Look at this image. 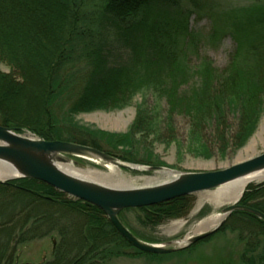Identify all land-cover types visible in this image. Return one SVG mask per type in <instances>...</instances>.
<instances>
[{"label":"trees","instance_id":"obj_1","mask_svg":"<svg viewBox=\"0 0 264 264\" xmlns=\"http://www.w3.org/2000/svg\"><path fill=\"white\" fill-rule=\"evenodd\" d=\"M208 2L213 5V1ZM208 2L0 0V61L11 69L9 73L0 72V105L8 108L11 95L26 86L39 88L35 92L38 98L29 108L25 106V111L5 109L8 114L0 116V125L26 127L45 140L64 139L62 129L70 124L71 116L122 109L139 93L150 91L164 101V114L157 116V121L141 108L125 134L79 128L80 133L75 130L77 136L64 140L89 145L126 161L136 135L145 138V133L162 126L174 133L175 117L184 119L189 132L196 134L198 129L223 124L230 107L240 117L237 132L227 138L225 145L230 139L231 146L240 143L246 137L247 126L250 128L255 120L258 96L264 90V51L261 53L259 45L251 43L245 58H233L221 72L212 67L200 49L219 43L218 29L212 26L206 33L190 25L192 16H208L212 10ZM242 9L248 17L244 22L235 18L239 9L222 16L224 22H234L229 34L236 49L243 47L236 33L251 31L257 25L264 32V1ZM118 47L125 52L115 54ZM230 100L235 104L230 105ZM56 108L62 111L60 117ZM99 142L110 149H102ZM189 197L137 209L144 214L143 223L154 225L180 215ZM239 203L264 214V184L246 188ZM70 212L83 217L84 224L72 229ZM57 215L68 224L57 229ZM230 217L234 223L248 222L258 229H251L252 234L245 227L236 228L243 243L238 263L264 264L263 220L239 210ZM55 231L60 242L51 259L41 264H104L114 257L131 255L122 251L126 248L134 249L135 254L158 255L133 248L100 209L44 182L18 178L0 183V264H13L17 245L26 238Z\"/></svg>","mask_w":264,"mask_h":264},{"label":"rangeland","instance_id":"obj_2","mask_svg":"<svg viewBox=\"0 0 264 264\" xmlns=\"http://www.w3.org/2000/svg\"><path fill=\"white\" fill-rule=\"evenodd\" d=\"M211 1H213V5L207 0L208 5L212 6V10L208 13V16L202 18L192 16L190 25L206 33L212 26H214L215 31L218 29L219 43L214 46H206L200 49V53L210 60L212 67L221 72L227 68L233 58H245V54L248 52L247 46L251 43L259 45L261 53L264 51V32H260L262 28L261 25L253 27L251 31L243 29L241 33H236V36L239 37L238 39L243 46L242 48L236 49V45L229 34V32H231L230 29H234V22L231 21V19H227V21L224 22L222 19L224 12L227 13L229 10L239 9L235 11V18H238L240 22H244L248 17L242 7L264 0ZM123 52H125V49L118 47L115 54ZM10 71V67L0 61V72L9 73ZM38 90L39 88H35V86L33 89L32 87L26 86L24 90H19L16 94H12L8 108L4 105H0V116L2 118L7 117L8 111L15 110L13 107L25 111V106L29 108L31 102L34 103V98H38V95L35 93L38 92ZM257 101L259 108L255 114V120L252 126L250 128L247 126L246 137L234 146H231L229 143L232 141L231 139L229 142L227 141L228 144L225 145L227 138L229 140L230 136L232 134L234 136V133L238 130V115L236 114V109L232 110V108L229 107L230 110L228 109L227 111L226 120L223 124H219L220 126L214 127L213 125L208 128L206 127V129H198V132L193 134L189 132L188 123L185 122L184 119L175 117L173 121L174 133L173 131L171 132V130H166L165 127L162 126L158 131L145 133V138L136 135V142H133L131 153L127 154L128 160L124 161L115 156L113 157L127 164L138 166H162L177 172H208L227 168L264 152V90L258 96ZM232 102L234 101H229L230 105L235 104ZM141 108L146 115L150 116L155 122L159 119L157 116L160 117L164 114L165 106L164 101L161 98H157L154 94H151L150 91L141 92L133 98L129 105L122 109L80 112L71 116L68 120L70 124L64 126L61 137L65 139L67 137L77 136L78 134L76 135L75 130L80 133L79 128L90 131H102L110 134H125L129 132V127L134 122ZM56 113L58 117H60L62 113L61 109L56 108ZM238 117H240V115ZM7 127L16 129L17 133L22 136L40 138L26 127ZM98 144L102 149H110L104 142H99ZM202 148L206 150L202 151ZM56 163L63 166V168H65L67 164H72V166L78 169H90L103 173L108 172L107 168L102 166L106 164V162L101 160L96 161L77 157H67L66 162L57 161ZM106 165L107 167L109 166L108 164ZM112 167L116 168L124 175L131 186H144L150 182L156 181L155 179L164 177L150 171H135L117 168L115 166ZM260 184H264V180L248 184L244 191L249 186ZM217 189L190 195L182 206L183 209L181 208L182 211L180 215L171 217L158 224L152 225L143 223L142 219L144 214L137 208L124 210L119 217L123 224L138 239L150 244H163L167 241L177 240L187 234H191L192 228L197 222L212 213L222 212V209L229 205V203L215 205L210 200V195ZM9 206L8 204L5 208H9ZM70 213V218L73 220L70 223L72 229H77L84 224L83 217L72 214V212ZM230 218L229 215L227 219L207 237L169 254L156 256L135 254L134 249L126 248L122 251H126L131 255L114 257L104 264H239L238 260L243 249V243L237 237L236 228L240 227L241 229L245 227L248 233H252L250 231L251 229H253L254 232L258 229L248 222L246 225L234 223ZM57 219V229L62 225L68 224L64 217L57 215ZM18 221L19 220L16 222ZM14 226L17 227L18 224L14 222ZM74 234H76V232H74ZM66 236L69 237V235ZM59 242L60 236L56 231L39 238H26L22 243L17 245L13 264H41L44 261H49ZM75 243L77 244L78 242Z\"/></svg>","mask_w":264,"mask_h":264},{"label":"water","instance_id":"obj_3","mask_svg":"<svg viewBox=\"0 0 264 264\" xmlns=\"http://www.w3.org/2000/svg\"><path fill=\"white\" fill-rule=\"evenodd\" d=\"M67 157L101 160L117 168L150 171L166 180L150 182L144 186H112L99 184L68 173L56 162H66ZM0 164L14 173L7 183L18 178L39 180L66 194L100 209L118 234L133 248L151 254H169L197 242L215 231L236 210L256 215L264 222V214L250 206L239 204L240 196L222 209L223 218L208 231L192 235L185 244L177 240L163 244H150L138 239L121 221L119 214L128 208H141L160 204L172 199L217 189L233 180L264 171V152L227 168L208 172H177L162 166H138L120 162L115 157L96 148L66 140H45L26 137L16 129L0 125ZM78 164V163H75ZM103 164L105 168L107 165ZM68 165V164H67ZM72 165V164H71Z\"/></svg>","mask_w":264,"mask_h":264},{"label":"bare ground","instance_id":"obj_4","mask_svg":"<svg viewBox=\"0 0 264 264\" xmlns=\"http://www.w3.org/2000/svg\"><path fill=\"white\" fill-rule=\"evenodd\" d=\"M65 169L68 170V173L81 177L83 179L96 182L99 184L111 183L112 186H123L130 185L128 180L122 175L116 168L112 166H108L107 173L99 172L96 170L90 169H78L72 166L71 164L65 165ZM14 177V173L8 168V166L0 164V179H11ZM158 180H166L165 177ZM264 180V171L251 174L245 177L238 178L233 180L221 187H219L216 191H214L210 195V200L215 204L219 205L221 203H229L231 204L235 201L241 194V192L245 189V187L254 182H260ZM222 212L212 213L201 221L197 222L192 228L191 234H187L178 241V244L183 245L187 242V240L192 236L199 234L204 231L211 230L215 228L221 219L223 218Z\"/></svg>","mask_w":264,"mask_h":264}]
</instances>
